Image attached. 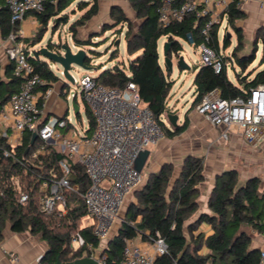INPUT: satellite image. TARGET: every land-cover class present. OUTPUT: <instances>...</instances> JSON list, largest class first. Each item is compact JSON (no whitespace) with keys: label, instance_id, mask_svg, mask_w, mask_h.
I'll use <instances>...</instances> for the list:
<instances>
[{"label":"trees","instance_id":"1","mask_svg":"<svg viewBox=\"0 0 264 264\" xmlns=\"http://www.w3.org/2000/svg\"><path fill=\"white\" fill-rule=\"evenodd\" d=\"M74 1L77 0H56L54 5H47L43 12L34 13L41 25V34L34 39L33 45L43 40L42 32L46 31L50 20L59 16ZM243 1L232 0L226 10L228 26L237 36V46L230 57L219 55L218 25L212 26L208 41L202 35V28L209 20L207 16L198 17L193 14L183 22L161 27L158 15L160 0H130L136 18L141 20L137 30H134L131 20L120 8L114 7L111 11L112 28L104 25L102 29L107 32L119 25L127 24L128 30L125 33L127 54L138 55L129 61L127 67L124 64H116L110 69H105L97 80L104 86L117 88L125 87L128 82L135 83L141 100L162 124L166 136L169 138L179 136L189 126L187 118L182 125L173 127L172 130L167 129L162 120V116L168 112L167 100L174 82L160 64L158 41L162 37L168 38L172 43V50L178 52L182 50L179 40L186 39L196 48L205 45L222 58L223 67L220 72H216L211 65L202 64L194 67L197 72L194 78L195 91L191 108L196 107L207 94L215 90L227 100L243 96L251 88L264 85V30L260 29L256 33L257 41L253 51L243 52L244 35L242 29L237 26V22L245 17L241 9ZM177 2L180 3L182 0ZM77 7L80 10L88 9L70 26L73 42L81 48L91 47L92 38L81 40L77 30L98 13V0H78ZM19 29L20 23L12 24L10 21L6 0H0L2 38L5 40L13 34L21 39L18 34ZM54 29L56 31L57 28ZM260 41L263 44V52L258 61ZM229 47L230 40L226 35L223 38V48ZM48 48L53 49L50 42ZM257 61L256 68L253 64ZM30 62L34 72L46 81V85L41 88L43 91L60 81V77L47 62L33 57L30 58ZM87 64L91 65L90 59ZM228 64H231L234 70L236 68L240 70L239 73L236 72L237 84L227 75ZM166 70L169 71L168 68ZM20 85L21 81L13 76L11 65L4 75L1 74L0 68V108L7 103L12 94L18 91ZM77 115L79 116V113ZM86 115L89 134L95 127V121L88 107H86ZM29 140V138L25 139L22 148L18 151L20 158L23 157ZM37 143L31 149L35 148ZM62 159H65V155L51 148L35 163L36 166L24 167L10 159L0 158V237L6 220L10 222L13 231L29 230L39 236L48 247L42 264H55L58 259L62 263L72 262L89 254L87 244H92L94 248L99 247V239L94 235L93 229L82 226L87 211L80 198L70 195L68 211L64 216L59 214L47 216L40 210L41 179L39 177H47L50 169L53 168L58 172V162ZM73 169L74 176L71 177V182L79 185L84 191L89 185L85 169L80 164H74ZM172 174L173 166L166 164L159 172L149 175L142 189L136 193L137 203L130 205L119 230L108 241L104 250L106 264H119L123 257L126 239L140 237L142 241L149 242L158 235L165 241L168 252L157 257L154 264H261L260 251L251 247L253 232L264 233V190L262 191L261 180L252 178L241 185L235 170L217 176L208 201V209L211 213L201 214L195 222L186 226L187 221L199 208L198 187L204 181L203 159L188 156L185 158L180 175L173 182ZM15 178L21 179L22 189L29 195L24 204L19 203V192L11 186V181ZM61 222L67 225L66 232H57L56 228L51 227V224H61ZM203 223L212 228L213 232L208 237L203 234L195 235L198 227ZM72 232L79 233L86 243L74 251ZM204 248L206 252H202Z\"/></svg>","mask_w":264,"mask_h":264},{"label":"built area","instance_id":"2","mask_svg":"<svg viewBox=\"0 0 264 264\" xmlns=\"http://www.w3.org/2000/svg\"><path fill=\"white\" fill-rule=\"evenodd\" d=\"M55 3L56 0H6L12 24H21L29 15L41 13L47 5ZM209 3L210 0H182L180 3L177 0H160L159 23L161 27H167L183 22L193 14L207 16L209 20L201 32L208 41L212 26L220 24L211 15ZM223 5L226 11L228 5ZM7 42L13 76L21 81V85L0 108V158L26 167L36 166L35 163L47 154L49 148L65 155V159L58 162V172L53 168L47 177H39L40 210L47 216H64L68 211L70 195L80 198L87 211L82 226L92 228L99 239L98 248L86 245L89 251L87 257L106 264L104 250L113 227L127 197L143 179L142 173L136 169V161L143 151L156 146L165 137V130L141 100L135 83L128 82L123 88L104 86L93 73L97 68L91 69L80 80L82 100L95 121L91 133L86 131L80 135L68 116H44L41 100L52 94L53 87L42 91L46 81L34 72L30 62L33 52L22 39L11 34ZM200 49L202 64L211 65L216 72H220L222 58L205 45H201ZM66 95L69 100V93ZM74 97L77 98V95ZM195 110L212 126L223 128V138H227L232 127L240 131L247 143L264 138V85L251 88L243 96L231 100L223 99L217 90L212 91ZM33 135L37 136L33 145L38 143L31 149ZM27 138L30 139L29 145L20 158L18 151ZM74 164H80L85 169L89 185L84 191L71 182ZM11 186L19 192V203H26L29 195L23 191L21 179H13ZM262 235L264 237V233ZM73 243L78 247L86 244L79 233L73 238ZM167 252L168 247L159 235L143 246L135 239H126L119 264H154L157 257ZM260 257L262 264L264 250ZM13 259L17 261V257L13 256Z\"/></svg>","mask_w":264,"mask_h":264},{"label":"crops","instance_id":"3","mask_svg":"<svg viewBox=\"0 0 264 264\" xmlns=\"http://www.w3.org/2000/svg\"><path fill=\"white\" fill-rule=\"evenodd\" d=\"M231 2L232 0H210V3L208 5L211 11V15L219 20L220 24H218V27L220 28L222 23L225 22L226 31L228 29H233L228 26L227 15L223 3L229 5ZM73 3L66 10L63 11H69L72 13L70 19L66 20L67 22L60 24V26L69 25V32L70 26L75 21L80 19L88 9L86 8L84 10H80L77 7L78 2L76 5H74ZM72 6H74V8H72ZM114 7L120 8L123 13L127 16V18L131 21L133 20V18H136V14L132 9L130 0H98V13L92 18H90L84 26L78 28V37L81 40H86L89 37L97 38L100 29L104 25L113 23V20L111 18V11ZM241 9L245 13V17L244 19L239 20L237 22V26L242 29L244 35V45L247 46L252 40L253 32L257 29L264 28V0H244ZM74 10L75 12H72ZM57 18L58 16L52 18L50 20V23L52 20L53 24L56 23ZM124 25L122 24L121 26ZM39 27H41V25L38 22L36 16L34 14L29 15L20 24V29L18 33L19 37L24 41V43L25 40H30L32 42L39 30ZM233 33L235 34L234 30ZM229 38L230 37H228V39ZM232 39L233 38L231 36L230 47L227 49H224L222 44H220V56H231L233 49L237 46L236 34L235 40L233 41ZM71 41H73L72 34ZM25 45L32 52L38 50L40 46H28L26 43ZM8 46L9 43L7 42V39L4 40L2 38L0 31V68L2 75L5 74L6 69L11 65L7 56ZM93 48L94 47L91 46V49ZM228 50L231 51L227 54ZM137 55L138 54H134L132 56L128 55L129 61L134 59ZM112 61H114V59ZM229 65L232 68V65L228 64V66ZM127 66L128 65H126L125 67ZM161 66L163 67L162 64ZM49 67L51 69L54 68V66L52 65H49ZM105 69H107L106 66L99 70L97 76H99ZM163 69L166 71V73H169L170 76V71H167L166 67H163ZM196 72L197 71L193 69V85L190 88L192 92V103L194 101V78ZM234 83L237 84V81ZM65 84V81L63 79H60V81L53 84L52 94L47 99L41 100V102L43 103L42 109L44 116H68L69 108L68 99L66 98L67 87L64 86ZM185 97L186 96H184V99ZM178 105V102L173 105L170 104L168 99V112L165 114V116H162V119L167 120V123L164 122L166 128L172 130L173 126L170 125L167 118L169 114L178 116V126L182 125L185 119L187 118L189 122L187 130L174 138L167 137L165 133V137L156 146L148 149L150 151V154L146 160L144 169L141 173L144 176L145 170L148 167L151 158L154 156V153L155 155L159 156V160H162L161 166L166 164L173 165L174 179H176L180 175L186 157L193 156L203 159L204 181L200 183L198 187L199 196L197 201L199 204V208L187 221L186 226H188L190 223L195 222L201 214L211 213V211L208 209V201L215 186L216 177L226 171H237L239 183L241 185H244L248 180L252 178H259L262 182V191L264 190V138L252 144L247 143L240 135V131L237 128L233 127L229 129L227 138H223L222 133L224 132V129L221 127L212 126L208 121L204 119L203 116L197 113L195 107L190 108L189 110L184 112V117H182L180 112L175 113V110L178 109L180 106ZM182 110L184 111V109ZM115 225L113 227L111 235L114 230L115 234L119 230V227L116 228ZM212 232L213 231L211 226L206 223H203L198 227V230L195 232V235L203 234L205 237H208L212 234ZM1 234L2 235L0 237V264H42L41 258L46 254L48 247L46 242H44L39 236L34 235L29 230L23 232L13 231L8 220L4 222ZM262 234L253 232V238L251 243V247L253 249L259 250L260 254L264 250V237ZM111 235L109 240L113 238ZM134 239L137 243L141 244L142 246L146 243L142 241L140 237H136ZM202 252H206V249L204 248ZM12 255L17 257V261L13 259Z\"/></svg>","mask_w":264,"mask_h":264},{"label":"rangeland","instance_id":"4","mask_svg":"<svg viewBox=\"0 0 264 264\" xmlns=\"http://www.w3.org/2000/svg\"><path fill=\"white\" fill-rule=\"evenodd\" d=\"M78 1H75L73 4L76 5ZM72 8H74V6H72ZM72 12H75L72 11ZM71 12H62L58 18H57V22L53 24V20L51 21V23L49 22L48 28L46 29V31L44 30L42 32V37L43 40L36 44L33 45V41L32 40V44L31 41L28 40L27 42H25L28 46H37V45H45L47 43V41H49L51 38H53V42H62V43H68L69 45H72L71 41V34L68 30V26L69 25H62L60 26L61 23H65L66 20L70 19L71 17ZM132 22V27L134 30H137L141 20L138 18H133ZM54 25V26H53ZM112 24H107L106 26L108 28H112ZM54 27H56V31L54 29ZM59 27V29H58ZM103 28V27H102ZM100 29V32L98 33L97 38H93V37H89L92 38V41L94 43H92L93 45V49L91 50V47H84V49H86L88 51V54L90 55V63L93 67V69H98L97 71H93L94 75H98L99 70H101L104 66H106L107 69L112 68L114 65L116 64H124L125 66L128 65L129 63V59H128V54H127V50H126V39H125V33L127 32L128 28H127V24H125L124 26H117L115 28H113L112 30H109L107 32H104L103 29ZM264 30V28H262ZM257 29L253 32L252 34V40L250 42L249 45L243 47V52H247L250 53L253 51V46L256 43L257 39L255 40L256 37V33L258 32ZM226 24L225 22L222 23V25L220 26L219 30H218V35H219V48L218 50H221L220 44H222L223 46V37L226 34L227 36L230 35V38L232 36V40H235V34L233 33V30L228 29L226 32ZM39 34H41V27H39V30L36 34V36L34 37V39L36 37L39 36ZM225 35V36H226ZM88 38V39H89ZM229 38V40H230ZM168 41V38L166 37H162L160 38V40L158 41V51H159V56H160V62L163 65V67H166L165 62H164V43ZM119 42V44L116 45V43ZM179 42L182 45V50L175 52L174 50H172L171 47V54L169 52L170 58L173 60L174 63V67L173 70L170 71V79L171 81L174 82V87L173 89L170 91L169 95H168V99L170 104H175L176 102L179 103V108L175 110V113L180 112L181 116L184 117V112H186L187 110H189L191 108V96H192V92L190 90L191 86L193 85V69L194 67L198 66V65H202V57H201V49L200 47L196 48L192 43H190L188 40L186 39H181L179 40ZM231 42V40H230ZM74 43V42H73ZM39 46V48H40ZM258 52H257V56H258V61L259 58L262 55L263 52V44L260 41L259 45H258ZM116 51V53L114 52ZM231 50H228L227 54L230 53ZM115 55H114V54ZM114 56V57H113ZM180 57H183L185 62L187 63V65L190 67V70H182L177 66V61L179 60ZM114 59V61H111V59ZM258 61L255 62L253 65L254 67L257 68V64ZM113 64V65H112ZM52 70L55 72V74L57 76L60 77V79H64V77L61 75V71L58 70L56 67L52 68ZM90 70H83L81 68H78L76 66H74L71 70V74L75 79V84H71L69 83V86L66 88V93H69V100H68V118L71 121L72 126L74 127L75 131L78 132L80 135H83L87 129H88V119H87V115H86V109H85V105L84 102L82 100L81 97V87H80V80L82 79V77L87 74ZM236 72L239 73L240 70L239 68H236V70L232 69L231 66L229 65L227 68V75L229 77V79L233 82L237 81L236 78ZM77 95V99L76 102L78 104V106L80 107V113L79 116L74 114L73 108H72V100H73V96ZM184 96L185 99H184ZM184 109V111L182 110ZM173 110V109H172ZM165 116V114H164ZM165 123H167V120L162 119ZM159 156L155 155L151 158L150 163L148 164V167L145 170V174L143 176L142 182L141 184L127 197L126 202L120 212V217L119 219L116 221V225L115 227H120V225L123 222L124 219V215L127 211V209L130 207L131 204L133 203H137V198H136V193L138 191H140L143 187V185L146 183L149 174L153 173V172H158L161 170V168L164 166H161V162L162 160L158 159ZM161 166V168H160ZM173 166V165H172ZM175 179L173 178V174H172V182ZM51 227L56 228L57 232H66L67 231V225H63L62 222L60 223H56L55 225L51 224ZM72 247H73V251L76 250L78 247L77 244L73 243V238L76 236L75 232H72ZM112 237L115 236V230L111 235Z\"/></svg>","mask_w":264,"mask_h":264},{"label":"water","instance_id":"5","mask_svg":"<svg viewBox=\"0 0 264 264\" xmlns=\"http://www.w3.org/2000/svg\"><path fill=\"white\" fill-rule=\"evenodd\" d=\"M228 37H230V35H228ZM49 42L52 44L53 49L48 48ZM117 44H119V42H117L116 45ZM171 47H172L171 42L166 41L164 43V59H165L164 62L166 68H168L169 71H172L174 67L173 60L170 58V56H168L171 54ZM33 57L38 60H43L47 62L49 65L56 67L58 70H61V75L64 77L65 79L64 81L68 85L69 83L75 84V79L71 74V70L74 66L81 68L83 70L93 69L92 65L87 64L88 59H90V55L88 54V51L86 49L78 47L74 43L72 45H69L67 42L66 43H62L60 41L53 42V38L47 41V43L45 45H42L38 50L33 51ZM177 66L182 70H190V67L187 65L183 57L179 58V60L177 61ZM72 108L74 114L77 115L79 113V106L75 101V97L72 100ZM167 118L171 126L173 127L178 126L177 125L178 116L169 114ZM36 138L37 136L33 135L32 140L30 142L31 145L34 144ZM28 151L29 148L26 150V153ZM149 154L150 151L145 150L139 155L136 161V169L138 170V172L141 173L143 171ZM55 264H100V263L94 258L85 256L68 263H62L58 259Z\"/></svg>","mask_w":264,"mask_h":264}]
</instances>
